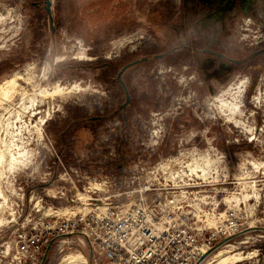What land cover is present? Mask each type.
I'll list each match as a JSON object with an SVG mask.
<instances>
[{"label":"rangeland","instance_id":"1","mask_svg":"<svg viewBox=\"0 0 264 264\" xmlns=\"http://www.w3.org/2000/svg\"><path fill=\"white\" fill-rule=\"evenodd\" d=\"M45 1L0 0V264L19 232L117 208L138 174L162 181L153 166L170 156L187 172L178 184L202 179L187 188L199 207L177 195L195 225L264 226V0H50L52 21ZM174 27L187 49L130 70L123 123L119 68L148 38L140 54L177 46ZM47 236L44 264H88L78 238ZM200 264H264V232Z\"/></svg>","mask_w":264,"mask_h":264},{"label":"built area","instance_id":"2","mask_svg":"<svg viewBox=\"0 0 264 264\" xmlns=\"http://www.w3.org/2000/svg\"><path fill=\"white\" fill-rule=\"evenodd\" d=\"M175 158L170 156L153 166L156 173L164 174L162 181L156 175L138 174L132 187L122 193L124 199L117 208L59 217L47 232H19L12 247L10 243L6 247V256L11 250L8 264H40L50 231L56 236L77 233L62 238H78L86 245L88 240L93 264H194L215 243L240 231L241 225L237 218L214 227L195 225L193 216L177 205V195L184 204L197 200L199 207L203 195L195 192L190 197L187 188L202 187V179L197 173H188L187 183L178 184L180 173L187 172L178 169ZM176 186L181 191L173 194L170 190ZM84 202L87 205V197Z\"/></svg>","mask_w":264,"mask_h":264},{"label":"flooded vegetation","instance_id":"3","mask_svg":"<svg viewBox=\"0 0 264 264\" xmlns=\"http://www.w3.org/2000/svg\"><path fill=\"white\" fill-rule=\"evenodd\" d=\"M173 29H174V32L176 34V38L178 40L177 46L171 47V48H169L167 50H164V51H160L158 53H148L147 52V53L144 54V52H143L142 54H140L141 51H143V50L146 51L148 48L153 47V45L155 44L154 41H151L148 38L147 40L143 41L142 43L140 42V44L138 45L140 47L139 51L135 52L132 55L133 56L132 59L129 60V61L124 62L121 65V67L119 68V70H118V72H117V74L115 76V79H116V82L118 84L119 91L121 92V94H122L124 99L120 102V105H119V107H118V109L116 111L117 112L116 115L117 116L119 115L122 118L123 123L127 122V120H128V116H127L128 109L133 104L132 92L128 88V83H129L128 82V80H129L128 75H129L130 70L133 67H135V66H137L139 64H142V63L146 64V63H149L152 60H167V58L173 52H175L177 50H181V49H183V50L187 49V46L182 42L180 29L177 30L176 27L172 28V30ZM192 50L195 51V53H198V54L202 53V52H199V51H202V49L196 48V49H192ZM217 55H216V59L221 60V58L219 56V53ZM120 58H122V57H120ZM136 60H139V61L138 62H134ZM129 63H132V64H129ZM127 64H129V65L126 66ZM200 73H202V65L200 67Z\"/></svg>","mask_w":264,"mask_h":264},{"label":"water","instance_id":"4","mask_svg":"<svg viewBox=\"0 0 264 264\" xmlns=\"http://www.w3.org/2000/svg\"><path fill=\"white\" fill-rule=\"evenodd\" d=\"M50 5H51V1L50 0H46L45 1V9H46V11H47V13L49 15L50 21H52L51 14H50ZM138 61L139 60H136L134 62H138ZM129 64H132V63H129ZM129 64H127L126 66H128ZM250 231H262V232H264V226L248 227L246 229L238 231L235 234H232L230 236L224 237L223 239H221L220 241L215 243L208 251H206L204 254H202L201 257L194 264H200L211 253H213L218 248H220L221 246H223L226 243H228L233 238L238 237V236H240L242 234H245L247 232H250ZM73 235H77V233H69V234H66V235H57L56 237H54V239L62 238V237H65V236H73ZM86 243H87V246H88V264H93V259H94L93 250H92L91 244H90V242L88 240H86ZM47 250H48V247L45 250V252H44V254H43L42 258H41L40 264H44L45 263L46 256H47Z\"/></svg>","mask_w":264,"mask_h":264},{"label":"bare ground","instance_id":"5","mask_svg":"<svg viewBox=\"0 0 264 264\" xmlns=\"http://www.w3.org/2000/svg\"><path fill=\"white\" fill-rule=\"evenodd\" d=\"M117 50H118V48H116ZM241 85V84H240ZM241 86H243V85H241ZM237 94H239V93H237ZM236 94V95H237ZM234 96V99H233V101L231 102V104H224L227 108H228V110L229 111H232V112H234L235 110H238L239 109V107H240V103H239V101H237V98L240 100V98L239 97H237V96ZM233 97V96H232ZM226 101V100H225ZM42 132H41V130H40V134H41ZM40 138V137H39ZM3 151V150H2ZM4 153V152H3ZM1 151H0V167L2 166V163H3V161H4V154H3ZM12 157H14L13 159H14V162H16L17 160H16V158L17 157H15V156H13L12 155ZM11 157V158H12ZM18 158H20V159H18V162H22V160L23 159H25L24 157H18ZM12 159V160H13ZM15 163H13V161H12V163H11V166H13ZM0 197H2V198H0V199H3L4 201H5V197H4V194H3V192L2 191H0ZM1 204H2V206H3V201H1Z\"/></svg>","mask_w":264,"mask_h":264},{"label":"trees","instance_id":"6","mask_svg":"<svg viewBox=\"0 0 264 264\" xmlns=\"http://www.w3.org/2000/svg\"><path fill=\"white\" fill-rule=\"evenodd\" d=\"M37 4V3H36Z\"/></svg>","mask_w":264,"mask_h":264}]
</instances>
